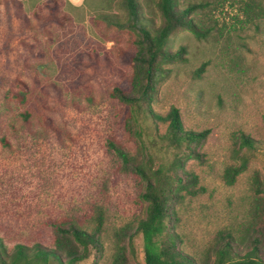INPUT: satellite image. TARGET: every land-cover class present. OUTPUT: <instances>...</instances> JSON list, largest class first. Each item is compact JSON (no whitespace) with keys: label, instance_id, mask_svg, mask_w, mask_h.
I'll list each match as a JSON object with an SVG mask.
<instances>
[{"label":"rangeland","instance_id":"374dc122","mask_svg":"<svg viewBox=\"0 0 264 264\" xmlns=\"http://www.w3.org/2000/svg\"><path fill=\"white\" fill-rule=\"evenodd\" d=\"M137 1L148 26L158 27L156 0ZM253 1L256 7L246 12L249 0H179L192 6L205 34L172 36L171 48L184 47V59L164 66L151 104L163 117L176 108L185 130L207 131L200 157L183 164L207 191L175 206L173 223L181 247L194 256L218 230L236 231L253 217L249 180L255 171L264 189V0ZM101 13H116L118 24ZM134 40L123 0H85L78 7L66 0H0V238L9 251L20 243L50 245L54 221L81 220L99 207L105 233L132 230L128 264H144L142 237L134 233L145 213L144 185L106 148L114 137L132 153L150 154L154 166L171 158L163 138L168 121H145L140 128L133 109L112 95L131 74L117 50L133 52ZM15 79L28 89L24 104L8 98L9 89L19 90ZM240 134L258 141L259 150L226 186L220 175L238 164L233 149ZM259 197L262 205L264 190ZM109 238L101 252L76 264H109Z\"/></svg>","mask_w":264,"mask_h":264},{"label":"trees","instance_id":"16d2710c","mask_svg":"<svg viewBox=\"0 0 264 264\" xmlns=\"http://www.w3.org/2000/svg\"><path fill=\"white\" fill-rule=\"evenodd\" d=\"M249 1L244 3L246 12L256 7L253 0ZM123 3L130 29L135 34L134 50H117V54L130 66L131 74L127 85L116 86L112 95L133 109L136 114V118H132L133 124L140 128L145 121L151 124L156 120L168 121L163 138L171 147V158L154 166L150 154L140 150L132 153L114 137L106 141L107 150L120 160L121 169L135 174L144 185L140 198L146 204L145 213L134 227V233L142 237L144 264H264V202L259 205L255 200L260 198L259 194L264 189L257 171L251 174L249 180V190L255 198L252 203L253 217L239 223L236 231L218 230L214 242L207 245L201 255L197 254L199 257L181 247L182 238L173 230V223L177 220L175 206L186 198H194L207 191L199 177L184 170L183 164L187 158L200 157L198 147L207 136V131L185 130L176 108L170 109L163 117L153 111L151 104L165 76L164 66L184 59V47L171 48L172 36L180 30H188L197 38L205 33L192 15V6L179 5V0H156L160 14L158 27L148 26L137 0H123ZM100 15L110 24H118L116 13ZM203 70L204 64L195 70L196 76H200ZM14 85L19 90L9 89L8 98L24 104L28 95L25 83L15 79ZM20 114L24 118L28 115L27 112ZM238 138L237 147L233 149L238 164L226 166L220 175L226 186L235 184L238 176L247 170L252 155L259 150L258 141L251 136L240 134ZM140 140L144 145V140ZM150 141L157 144L155 138ZM1 142L7 144L4 138ZM103 222V213L97 207L81 220L69 217L54 221L51 224L53 240L50 245L40 241L31 246L20 243L9 251L0 238V264H76L93 253L101 252L109 237L112 248L109 264H128L127 246L131 253L134 251L130 235L132 230L119 229L108 235Z\"/></svg>","mask_w":264,"mask_h":264},{"label":"crops","instance_id":"0c3cea01","mask_svg":"<svg viewBox=\"0 0 264 264\" xmlns=\"http://www.w3.org/2000/svg\"><path fill=\"white\" fill-rule=\"evenodd\" d=\"M69 4H71L72 6L78 7L81 4H83V2L85 0H66Z\"/></svg>","mask_w":264,"mask_h":264}]
</instances>
